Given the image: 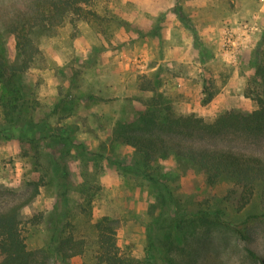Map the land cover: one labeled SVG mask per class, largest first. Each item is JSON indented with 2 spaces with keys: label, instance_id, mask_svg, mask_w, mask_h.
<instances>
[{
  "label": "rangeland",
  "instance_id": "1",
  "mask_svg": "<svg viewBox=\"0 0 264 264\" xmlns=\"http://www.w3.org/2000/svg\"><path fill=\"white\" fill-rule=\"evenodd\" d=\"M9 2L0 0V11ZM88 7L94 15L75 25L66 19L38 37L39 55L23 75L38 102L36 134L72 128V138L56 144L0 133V209L30 197V183H38L19 212L27 247L45 251L50 228L67 232L68 224L84 240L81 254H49L48 264H97L91 225L102 216L111 219L121 251L141 264H264V220L249 224L246 240L223 222L259 212L257 192L237 211L229 179L209 186L202 169L173 152L141 171L139 155L112 132L145 109L154 93L141 86L156 72L157 92L180 112L209 121L224 110L254 109L264 0H98ZM227 31L232 44L224 41ZM3 37L13 58V37ZM203 83L213 93L207 101ZM258 145L264 153V141ZM206 202L223 209V223L203 216Z\"/></svg>",
  "mask_w": 264,
  "mask_h": 264
},
{
  "label": "trees",
  "instance_id": "2",
  "mask_svg": "<svg viewBox=\"0 0 264 264\" xmlns=\"http://www.w3.org/2000/svg\"><path fill=\"white\" fill-rule=\"evenodd\" d=\"M98 0H10L0 11V111L2 121L0 133L9 129L20 139L28 137L36 140L48 138L56 144H64L71 139L74 129L67 134L36 133L40 132L38 124L31 117L38 102L32 87L24 81L23 75L31 68L39 55L38 37L47 34L66 19L72 25L79 19L95 14L91 4ZM4 34L14 40V57L8 55ZM254 76L258 78V87L253 89L256 107L249 112L230 109L220 112L212 120H204L194 113L178 111L172 102L164 99L157 92L158 72L153 81L141 86L154 94L149 98L146 107L132 122H116L112 132L123 143L131 146L139 155L136 162L143 171L149 164L159 158H166L171 152L178 159H186L205 172V183L215 185L225 177L232 181L229 189L234 194L237 211L242 210L257 192L260 211L247 214L241 221L223 222L241 239H248V227L251 222L264 220V153L257 149L264 141V64L254 65ZM205 82V80H204ZM202 92L209 100L213 93L203 83ZM8 134L7 136L9 137ZM240 141L245 146L255 147L252 151L235 147L233 142ZM57 159L52 161L57 162ZM33 194L22 202L11 204L0 209V264H48V255L62 259L79 255L83 252L82 239L72 235L60 226H53L48 233L45 251L32 250L27 247L21 233L19 212L39 191L38 183L31 182ZM66 201V193L62 195ZM89 204V200L86 201ZM203 216L211 214L221 220L223 209L212 207L206 202ZM204 217V218H205ZM95 236L93 249L97 264H141L140 260L129 253H123L117 244L115 229L107 216L98 218L91 225ZM67 233V234H65ZM65 234V235H64ZM147 259H154L152 242L147 248ZM251 258L258 256L254 250L245 246Z\"/></svg>",
  "mask_w": 264,
  "mask_h": 264
},
{
  "label": "built area",
  "instance_id": "3",
  "mask_svg": "<svg viewBox=\"0 0 264 264\" xmlns=\"http://www.w3.org/2000/svg\"><path fill=\"white\" fill-rule=\"evenodd\" d=\"M232 33L230 31H227L224 37V41H226L227 43H231L232 44Z\"/></svg>",
  "mask_w": 264,
  "mask_h": 264
}]
</instances>
